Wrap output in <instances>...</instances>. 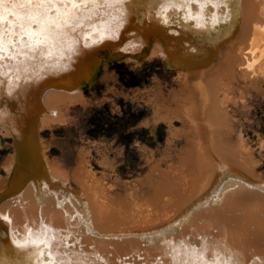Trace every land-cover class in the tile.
Listing matches in <instances>:
<instances>
[{
  "label": "bare ground",
  "instance_id": "obj_1",
  "mask_svg": "<svg viewBox=\"0 0 264 264\" xmlns=\"http://www.w3.org/2000/svg\"><path fill=\"white\" fill-rule=\"evenodd\" d=\"M24 2L0 4L6 44L22 31L11 13L27 26L43 11ZM45 2L71 25L52 54L0 61V264H264V139L255 148L237 118L264 75V0ZM108 49L175 69L170 86L146 91V123L167 122L168 146L144 147L148 169L120 188L83 149L67 166L65 151L52 154L66 140L45 135L91 106L92 81L118 91Z\"/></svg>",
  "mask_w": 264,
  "mask_h": 264
},
{
  "label": "rangeland",
  "instance_id": "obj_2",
  "mask_svg": "<svg viewBox=\"0 0 264 264\" xmlns=\"http://www.w3.org/2000/svg\"><path fill=\"white\" fill-rule=\"evenodd\" d=\"M106 62L116 73L118 91L108 90L104 81H92L85 88L87 97L91 98V106L79 110L67 127L55 128L54 131L47 129L45 135L50 137L54 133L66 140V145L62 148L61 145L53 144L52 154L59 155L65 151L67 166L72 167L77 163L78 149H83L90 155L98 173L104 174L106 180L115 181L114 187L120 188L125 187V183L131 185L130 182H134L141 172L145 173L148 169L145 148L153 149L160 155L169 143L170 132L166 121L162 119L146 123L153 116L154 110L153 104L147 100L146 91L153 86L155 80L170 86L175 69L165 67L160 58H146L145 65L135 64L133 61ZM103 67L104 65L101 66ZM101 75L102 72L97 78ZM259 78L262 81L258 84L261 85L252 86L253 92L249 97L251 108L244 112V116H237L239 127L255 148L264 139V75ZM124 114L133 115L131 120L134 123L125 136H122L111 123L116 115ZM98 119L102 120L101 124ZM176 123L180 124L179 121ZM130 132H134L133 135H129ZM181 142L182 140L174 142L175 147H182ZM9 151L10 146L0 148V164ZM258 158H261L259 154ZM165 163L164 166L167 165ZM259 167L264 172L263 159Z\"/></svg>",
  "mask_w": 264,
  "mask_h": 264
},
{
  "label": "snow or ice",
  "instance_id": "obj_3",
  "mask_svg": "<svg viewBox=\"0 0 264 264\" xmlns=\"http://www.w3.org/2000/svg\"><path fill=\"white\" fill-rule=\"evenodd\" d=\"M3 2L4 0H0V4ZM32 2L33 0H25L24 3L19 4V7L31 8ZM47 2L53 3V7H55V0H47ZM71 2L75 8H80V5L77 4L75 0H71ZM91 2L97 3L99 0H91ZM16 6L17 5H13V7ZM36 8L43 9V11L30 12L27 18V26L24 23V17L19 16L16 13H11V15L16 16L17 20L21 21L19 27L22 30L20 33H17L13 28L11 33L14 37L13 41H9L7 44L4 42L3 37L6 30L0 27V61L5 58L4 55H2L4 52H8V58L14 60L19 59V57L31 59L37 54L51 55V50L56 46L60 33L65 27L71 26L70 19L67 17V14H64L65 19L63 22H60L59 17L52 18L49 16L48 12L51 9L47 7L45 0H40V3L36 5ZM57 12L59 13L60 10L57 9ZM3 19H7V17L5 16ZM71 19L79 21L81 17L73 13ZM9 23L11 24L12 22L9 21ZM32 25H36L37 28L34 30ZM25 37H27L26 41ZM17 42L20 43V48H17Z\"/></svg>",
  "mask_w": 264,
  "mask_h": 264
},
{
  "label": "water",
  "instance_id": "obj_4",
  "mask_svg": "<svg viewBox=\"0 0 264 264\" xmlns=\"http://www.w3.org/2000/svg\"><path fill=\"white\" fill-rule=\"evenodd\" d=\"M147 49L148 48L146 46H144V48H142L140 51H138L136 53V55L138 56L137 59L139 61L143 60L146 57L145 56V54H146L145 52L147 51ZM104 52H106V53L109 52V55L108 56H106V55L104 56V59H106L108 61H112V62L119 63V62H125L126 61V58H128V55L125 53V51H122V50L112 51V50L108 49V50H106ZM98 60H100V59L98 58ZM203 65H205V64H203ZM82 69H85V67L79 68L78 69L79 70L78 73H80V71ZM72 86H74L73 83H70L69 82L68 87H71L72 88Z\"/></svg>",
  "mask_w": 264,
  "mask_h": 264
},
{
  "label": "trees",
  "instance_id": "obj_5",
  "mask_svg": "<svg viewBox=\"0 0 264 264\" xmlns=\"http://www.w3.org/2000/svg\"><path fill=\"white\" fill-rule=\"evenodd\" d=\"M116 119L112 121L111 125L115 127V129L120 133L122 136H125L129 128L133 125V115L130 114H124V115H116ZM99 124L102 123L101 119H98ZM96 122V118H95ZM161 127H163L161 125ZM134 132H130L129 135H133Z\"/></svg>",
  "mask_w": 264,
  "mask_h": 264
},
{
  "label": "crops",
  "instance_id": "obj_6",
  "mask_svg": "<svg viewBox=\"0 0 264 264\" xmlns=\"http://www.w3.org/2000/svg\"><path fill=\"white\" fill-rule=\"evenodd\" d=\"M64 163L67 164V161L65 160V158L63 159Z\"/></svg>",
  "mask_w": 264,
  "mask_h": 264
}]
</instances>
